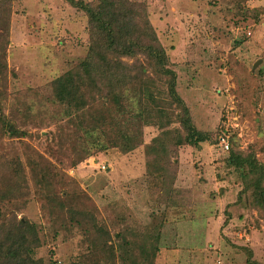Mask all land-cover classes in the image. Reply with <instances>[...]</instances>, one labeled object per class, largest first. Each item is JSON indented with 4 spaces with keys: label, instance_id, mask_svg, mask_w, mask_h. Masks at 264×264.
I'll return each instance as SVG.
<instances>
[{
    "label": "rangeland",
    "instance_id": "1",
    "mask_svg": "<svg viewBox=\"0 0 264 264\" xmlns=\"http://www.w3.org/2000/svg\"><path fill=\"white\" fill-rule=\"evenodd\" d=\"M144 1L177 72V91L192 122L211 140L179 146L174 182L183 189L179 204L163 198L161 185L153 182L144 144L129 151H99L75 166L65 165L63 158L56 166L62 177L56 188L81 189L112 233L125 225L159 231L154 264H254L243 247L264 263V218L238 199L241 185L233 174L219 177L227 151L221 137L216 139L222 120L224 139L228 142L234 133L240 147L253 149L264 163V0ZM8 36L0 112L22 133H0V154H18L26 162L36 150L47 154L54 106L35 100L49 93L53 77L85 54L86 15L67 0H12ZM29 102L32 113L24 116ZM158 130L145 125L144 143ZM26 172L31 191L17 214L38 223L42 244L36 254L45 264H68L84 249V235L47 218L41 207L45 198L33 191L27 166Z\"/></svg>",
    "mask_w": 264,
    "mask_h": 264
},
{
    "label": "trees",
    "instance_id": "2",
    "mask_svg": "<svg viewBox=\"0 0 264 264\" xmlns=\"http://www.w3.org/2000/svg\"><path fill=\"white\" fill-rule=\"evenodd\" d=\"M86 15L87 50L75 63L49 82V93L35 101L53 105L54 129L46 131L47 154L36 150L23 161L18 154H0V264H45L36 249L42 244L40 227L25 215L18 216L21 200L31 191L26 166L33 179V191L44 196L42 210L52 222L82 231L85 247L68 264H154L159 250V231L120 226L112 233L96 215L91 199L81 189H57L62 177L56 170L63 158L75 166L99 151L116 148L129 151L144 144L147 171L159 183L163 198L174 204L183 194L174 182L178 148L200 146L211 140L192 122L189 107L177 91V72L149 18L144 0H67ZM12 0H0V100L4 93L8 65L9 19ZM33 101V102H35ZM27 104V103H26ZM31 103L24 116L31 115ZM1 108V101H0ZM0 112V133H22ZM158 132L144 143V126ZM226 130L219 122L217 137ZM227 154L221 159V179L234 175L241 188L238 199L256 208L264 218V163L253 149L244 150L228 138ZM14 200V201H12ZM12 201L13 206L10 207ZM247 261L264 264L252 258ZM54 261L49 264H54Z\"/></svg>",
    "mask_w": 264,
    "mask_h": 264
},
{
    "label": "water",
    "instance_id": "3",
    "mask_svg": "<svg viewBox=\"0 0 264 264\" xmlns=\"http://www.w3.org/2000/svg\"><path fill=\"white\" fill-rule=\"evenodd\" d=\"M259 62H261V58H258V59H256V60L253 62V64H252V69H254V68L257 66V64H258Z\"/></svg>",
    "mask_w": 264,
    "mask_h": 264
},
{
    "label": "built area",
    "instance_id": "4",
    "mask_svg": "<svg viewBox=\"0 0 264 264\" xmlns=\"http://www.w3.org/2000/svg\"><path fill=\"white\" fill-rule=\"evenodd\" d=\"M248 33H250V31H248ZM221 139H222V143H223V145L227 148V146H228V142L224 139V137L223 136H221Z\"/></svg>",
    "mask_w": 264,
    "mask_h": 264
}]
</instances>
